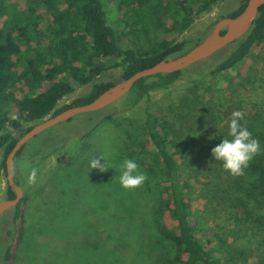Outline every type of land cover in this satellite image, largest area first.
<instances>
[{
	"label": "trees",
	"instance_id": "1",
	"mask_svg": "<svg viewBox=\"0 0 264 264\" xmlns=\"http://www.w3.org/2000/svg\"><path fill=\"white\" fill-rule=\"evenodd\" d=\"M108 1L114 3L117 19L109 16L101 0H0V151L4 168L7 153L35 123L86 104L136 71L179 56L198 44L212 24L196 39L179 37L219 0ZM245 1L220 11L218 18L236 16ZM263 49L264 4L244 35L198 61L205 68L203 72L187 75L184 68L142 77L120 98L122 104L113 106L128 112L150 92L162 89L168 93L174 88L152 108L144 105L141 117L105 113L104 107L84 113L83 125L92 113L100 115L82 132V124L72 117L62 124H75L73 135L51 139L57 133L53 128L41 132L50 141L29 140L14 157V180L24 194L16 206L0 216V236L6 241L2 262L13 264L23 257L22 249L29 243V220L40 212L37 201L42 196L35 198L27 192L30 168L36 167L33 156L45 157L66 144L71 135L83 140V152L90 147L93 134L111 124L123 134L120 139L113 135L110 141L116 154L104 153L105 142L99 148V155H106L113 163L102 172L105 181L111 180L114 192L129 196L131 191L121 186L117 173L126 158L136 160L140 170L154 180L150 218H142L136 211L139 218L124 220L130 225L142 219L139 237L144 239L139 241L141 252L134 264H264V98L255 101L243 95L247 89H264V66L258 72L254 69V63H264ZM107 73L118 75L107 80L103 78ZM207 76L213 78L209 83L204 81ZM86 86V92L61 104L76 88ZM248 105L250 108H246ZM236 110L245 113L241 124L259 140L260 154L250 162L244 176L224 172L223 162L215 157L203 172L195 161L204 160L205 145L196 152L191 143L205 137L204 129L211 126L218 128L210 140V151L224 137L231 139L229 123ZM192 137L193 142L189 141ZM79 154L74 161L59 165L63 174L55 169L42 175L51 189L44 207L54 209L58 200L62 202L65 182L72 178L75 162L80 163L75 173L84 169ZM145 186H150L149 180ZM14 196L7 183L5 198ZM124 202L119 200V206ZM162 245L167 248L166 254Z\"/></svg>",
	"mask_w": 264,
	"mask_h": 264
},
{
	"label": "rangeland",
	"instance_id": "2",
	"mask_svg": "<svg viewBox=\"0 0 264 264\" xmlns=\"http://www.w3.org/2000/svg\"><path fill=\"white\" fill-rule=\"evenodd\" d=\"M101 1L109 16L112 19H117V11L113 6L114 3L111 4L108 0ZM242 3V0H219L210 11L200 14L190 28L180 35L179 39H196L203 30L214 23L220 11L236 8ZM262 52H264V49ZM262 66H264L262 60L254 63V69L257 72L260 68L262 69ZM203 69L205 68H202L198 62L193 63L187 67L186 74L196 75L203 72ZM117 75L118 73H107L103 78L111 80ZM212 79L211 76H207L204 78V81L209 83ZM88 89V86L76 88L72 94L61 101V104L69 102L73 97L86 92ZM173 89L174 88H171L168 93L166 90L162 89L150 92V95L145 97L134 110L132 109L128 112H124L121 107H113L118 102L122 104V100L119 98L115 103L113 102V104L106 106L104 112L114 114L128 113V116L141 117L144 105L150 104L152 108L161 97L164 96L167 98L170 96ZM243 95L248 96L245 98L260 101L264 98V89L259 91L247 89L244 91ZM217 101L220 100L218 99ZM246 108H250V106L248 105ZM99 115L100 112L92 113L90 119L88 118L84 121V125L81 123L82 120H84V113L74 116L72 120H78V122L82 124V132L84 127L93 125ZM217 128V126H211L209 129H204L205 137H200L201 139L196 144L193 143L192 145L191 143V147H193L196 152H198V148L205 145L207 154L204 155V160L195 161L199 164L198 169H202L203 172H205V168H209L212 161L214 162L212 150L210 151L209 148L212 146L210 140L217 132ZM50 129L55 130L54 133L57 132L51 139L63 134L73 135L75 124L67 126L60 123L47 130ZM42 134L43 133L36 135L29 143L35 142L38 138H43L45 142L50 141L49 137H45ZM121 134H123V132L119 127L115 129L111 124L103 125V127L101 126L93 134V137L90 139V147L83 150V152L80 151L83 140L79 141V135H71L67 138L66 144L64 143L63 146H58V149L46 153L45 157H42L41 154L33 156L36 167L39 169V178L36 179L34 184L28 183L27 192L33 193L35 198L42 196L37 201V210H40V212L34 213L31 216L32 218L30 220H33L32 222L29 220V243L26 248L22 249L24 251V258H20L19 261L13 264H134L135 259L138 258L141 252L139 241L144 239V236L139 237V233L141 231L143 232V230H141L143 226L142 219L140 218L130 225L126 224L127 222L125 223V221L126 218L130 216H132V220L139 218L135 217L136 211L138 213L137 215H140V217L146 219L148 217L150 218L149 209L151 207L154 192V180L152 176H149L147 179L150 181L149 187H146L144 183L142 187L129 189L131 192L129 196L125 198L124 195L118 193V191L114 192L111 180L108 179L105 181V176L100 170L90 169L91 159L95 156H99V148L104 142L102 149L105 154L109 153V155H111L117 153L116 148L112 149L110 141L114 140L113 135L117 139H120ZM193 138L194 137L189 141L193 142ZM78 152L81 153V155L79 154L80 159L82 157L85 163H81V166L84 164V169L81 168L80 172L75 173L74 170L76 167H79L80 163L75 162L73 164L72 167H75V169L71 171L72 178L65 182V195L62 194V202L58 200L55 203L58 206H63V208L60 210V207L55 205L53 206L54 209H52V207H44L45 202L47 203L50 198L51 189L47 184V180L43 178L42 175L52 173L50 170L55 169L57 172L63 174V170L59 168V165L69 160L74 161L75 154ZM87 159L89 162L88 167L85 166ZM2 160L3 152L0 151V200L5 199L7 188L5 168L2 166ZM108 161L110 166L113 165L111 159H108ZM101 162L105 163L106 158L102 159ZM115 171L117 172V170ZM118 171L117 173L121 175V171ZM225 171L226 170H224V172ZM220 172L225 175L223 171ZM109 178L111 177L109 176ZM112 183L117 184L118 181ZM30 189H32L31 192ZM143 189L147 191H143ZM141 191L144 194H140ZM55 195L57 197L58 194ZM119 200H124L127 204L124 202V206H119ZM215 220L220 221L221 219L215 218ZM1 224L0 221V227ZM127 227L129 228L128 231ZM149 231L150 230L147 229V232ZM149 233L153 236L151 231ZM130 237H133V240H131ZM127 238L128 241H126ZM3 240L4 238L1 235L0 264H5L2 262L1 258V250L5 247L6 243V241ZM162 248L166 254V246L162 245Z\"/></svg>",
	"mask_w": 264,
	"mask_h": 264
},
{
	"label": "water",
	"instance_id": "3",
	"mask_svg": "<svg viewBox=\"0 0 264 264\" xmlns=\"http://www.w3.org/2000/svg\"><path fill=\"white\" fill-rule=\"evenodd\" d=\"M263 4L264 0H246L240 13L234 17L226 16L218 18L211 25L204 38L185 53L176 57L162 59L150 67L136 71L126 79L104 90L92 101L66 108L55 115L48 116L25 131L16 140L5 157L6 181L14 191L15 196L11 199L5 198L0 200V216L8 209L16 206L24 194L23 188L14 180V157L29 140L41 132L65 122L78 114L95 112L112 104L125 95L133 84L142 77L182 70L195 62L208 58L224 46L244 35ZM221 30L224 31L221 32Z\"/></svg>",
	"mask_w": 264,
	"mask_h": 264
},
{
	"label": "clouds",
	"instance_id": "4",
	"mask_svg": "<svg viewBox=\"0 0 264 264\" xmlns=\"http://www.w3.org/2000/svg\"><path fill=\"white\" fill-rule=\"evenodd\" d=\"M245 113L236 110L232 112V119L229 123L228 135L231 139L224 137L223 141L212 149L215 160L223 162V168L233 176H244L245 169L250 162L261 152V145L257 138L253 137L252 132L241 121L244 120ZM106 158V162L101 160ZM28 168V165L24 166ZM111 166L104 154L95 156L90 161V169H98L101 172L107 171ZM121 175L119 181L125 189H135L142 187L148 179L147 173L140 170L136 160L126 158L120 165ZM39 169L31 167L28 183L34 184L38 176Z\"/></svg>",
	"mask_w": 264,
	"mask_h": 264
}]
</instances>
